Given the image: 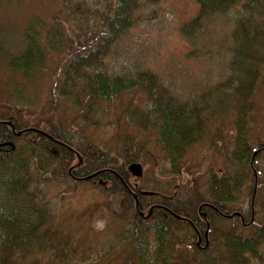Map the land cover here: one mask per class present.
Listing matches in <instances>:
<instances>
[{
	"label": "rangeland",
	"instance_id": "rangeland-1",
	"mask_svg": "<svg viewBox=\"0 0 264 264\" xmlns=\"http://www.w3.org/2000/svg\"><path fill=\"white\" fill-rule=\"evenodd\" d=\"M113 1L0 0V113L8 107L15 108L23 119V122L16 120V124H23L19 129H13L8 120L7 128L15 136L16 145L11 147L12 141H0V151L15 148L23 152L27 140L38 146L41 135L52 137V132L59 135L62 132L72 141L53 136L61 142L49 148L56 158L42 159L50 164L46 171L55 176L43 185L41 197L47 204L50 221L40 232V240L25 245L18 243L14 250L7 251L0 230L2 264H105L112 255L113 238L121 230L119 222H124L131 210L136 209L139 195L157 191L170 199L176 197L175 203L184 201L190 197L189 189H193L194 183L189 184L193 176L201 175L205 184L207 175L223 165L222 157L216 155L209 141L218 120L206 114L204 121L209 124L206 138L189 150L182 178L175 176L176 171L169 168L167 151L159 141L160 124L149 114L155 105L152 94L160 89L188 111L194 105L207 109L213 100L220 101L227 83L237 77L230 62L233 38L230 29L225 27L229 16L222 12L204 15L199 0H141L131 25L117 32L114 38L106 37L112 44L97 65H102L112 76L135 78L141 73L152 76L155 90L134 87L122 92L112 101L98 105L92 117L86 112L82 114L69 96L59 94L61 89L71 93L69 87L61 85L64 68L73 56L89 55L100 34H105L102 19L109 16ZM74 5L78 12L69 18V8ZM54 16L65 21L64 29L57 34H62L67 41L70 38L71 45L68 47L65 43L67 48L61 51L50 49L44 67L37 71L34 80L27 82L8 69L3 57L5 54L17 56L25 50L27 26L36 22L49 26ZM230 21L232 27L235 20ZM41 36L44 38V33ZM97 65L94 63L87 72ZM7 95L12 100H7ZM260 95L263 97L257 101L264 103V88ZM230 96L234 106L231 93ZM218 117L224 120L219 125L220 131L214 133L216 139L228 138L233 134V124L224 109ZM149 121L158 125L151 126ZM260 129L257 123L254 132ZM108 158L126 173L128 184L138 183L130 193L131 199L123 192L127 186L125 180L121 188L111 179L105 180V185L100 184V179L107 177L105 172L115 171ZM99 161L110 163L95 170ZM131 162L143 166L140 182L128 169ZM61 173L62 176H56ZM2 202L0 212L10 215L11 211ZM155 206L143 210L144 216L150 215ZM158 206L178 219H186L163 204ZM251 209L250 223L256 218L254 200ZM234 215L243 217L238 211L224 216ZM209 229L208 225L205 241L201 236L196 240L202 250L209 246ZM2 231L7 234L5 228ZM119 250L120 247L113 249L115 255Z\"/></svg>",
	"mask_w": 264,
	"mask_h": 264
},
{
	"label": "trees",
	"instance_id": "trees-1",
	"mask_svg": "<svg viewBox=\"0 0 264 264\" xmlns=\"http://www.w3.org/2000/svg\"><path fill=\"white\" fill-rule=\"evenodd\" d=\"M139 1L141 0H114L109 16H103L102 19L105 34L99 33V40L90 48L89 55L79 53L73 56L64 68L61 85L69 87L71 93L61 89L59 94L69 96L73 104L80 107L82 114L86 112L92 117L102 102L134 87L155 90L156 84L152 76L143 73L135 78L130 75L129 78L112 76L102 65H97L112 44L108 43L107 35L114 38L117 32L131 25ZM198 2L206 16L222 12L230 20H235L232 27L230 20L225 22V27L230 29L229 34L233 38L230 62L237 77L227 83L219 102L213 100L214 103L211 102L207 109L204 108L207 111L196 105L189 107L192 110L188 111L186 106L178 104L175 98L172 99L160 89L158 93L152 94L151 100L155 105L149 114L160 124L159 141L164 151H167L169 168L176 171L175 176L182 178V167L189 150L206 138L209 126L204 121L206 114L218 120L209 135V141L215 147L216 155L222 157L223 165L207 175L205 184H202L201 175L193 176L194 179L189 183H194L193 189H189L190 197L184 201L175 203L176 197L170 199L157 191L152 195H139V211L131 210L128 218L119 222L122 227L118 236L113 238L112 255L105 264H264V103L260 101L262 105L257 101V98L263 97L260 91L264 88V0ZM77 9L75 5L70 7L68 17L74 16ZM234 9L236 11L232 13ZM63 23L65 21L62 18L54 16L49 26H42L38 22L27 26L25 50L17 56L5 54L3 57L8 69L21 75L27 82L34 80L37 71L44 67L50 49L61 51L66 47L65 43L68 47L71 45L70 38L67 41L62 34H57L64 29ZM191 23L188 25H193ZM41 33H44V38ZM94 63L97 67L90 71L93 73L87 72ZM60 88L59 86L58 89ZM230 93L234 98V106ZM6 99L12 100V97L7 95ZM226 101H230V104ZM222 109L233 124V134L218 140L215 134L217 130L220 131L219 125L224 120L218 117ZM19 115L17 109L8 107L0 113V119H11L15 128L19 129L23 124H16L13 119L19 118L18 121L23 122ZM150 123L151 126L158 125ZM257 123H260L261 129L254 132ZM61 134L63 133H50L52 137L71 141L65 134ZM41 137L38 146L27 140L23 152L18 149L0 151V203L3 201L11 211L8 216L0 212L1 241L7 251L14 250L18 243L25 245L39 241L40 232L50 221L47 204L41 196L43 185L55 175L46 171L50 169V164L42 159L56 158L49 149L55 143L48 137ZM15 139L10 129L0 124V141L16 142ZM262 147L263 150L253 159V153ZM107 160L110 161L109 158ZM108 161H99L94 169L103 168L112 162ZM114 165L112 162V168L119 176L112 175V182L120 188L124 187L123 181L128 182L126 173ZM63 173L56 176H62ZM125 195L131 199L129 194ZM252 200L255 201L256 218L250 223ZM162 204L172 213L186 219H178L157 207ZM153 205L156 206L150 215L140 214V211ZM237 211L243 217L224 216ZM208 225L210 243L206 250H202L196 240L201 236L205 241ZM4 228L6 235L2 231ZM117 247L120 250L115 255L117 253L113 249Z\"/></svg>",
	"mask_w": 264,
	"mask_h": 264
},
{
	"label": "bare ground",
	"instance_id": "bare-ground-1",
	"mask_svg": "<svg viewBox=\"0 0 264 264\" xmlns=\"http://www.w3.org/2000/svg\"><path fill=\"white\" fill-rule=\"evenodd\" d=\"M109 101H112V99H110ZM15 112H17V111H15ZM13 119H15V120H20L19 118H15V117H13ZM8 120H11V119H5V120H2V119H0V124H4V125H6V126H8ZM10 126L11 127H13V129H15V124H14V122L11 120V124H10ZM46 137V136H45ZM53 143H55V144H57V143H61L60 142V139H57V138H54V137H48ZM42 139V138H41ZM40 139V140H41ZM14 145H16V142H14V141H12L11 142V147H13ZM10 147V148H11ZM15 150V148H12V151H14ZM132 163V162H131ZM130 163V164H131ZM129 164V165H130ZM140 164V163H139ZM128 165V166H129ZM141 165V164H140ZM142 166V165H141ZM142 168H143V166H142ZM106 174H107V177H106V179H104V178H102V179H100L101 181H100V184H107V181H105V180H108V179H111L112 180V175L113 176H115V177H118L119 175L117 174V172L116 171H111V173L109 174V173H107V172H105ZM88 180H91V178H88ZM137 180H138V182H140L141 181V176H139V177H137ZM129 182H127V186L126 187H124L125 189H124V193L126 194H129L130 195V193H131V191H132V189H134L135 187H136V184H138V183H136L135 185H133V186H131L130 184H128ZM124 186V185H123ZM154 193V192H153ZM147 195H149V194H147ZM136 207V210L137 211H139V207H138V205L137 206H135ZM143 212V210L142 211H140V214L142 215V216H144V214L142 213Z\"/></svg>",
	"mask_w": 264,
	"mask_h": 264
},
{
	"label": "water",
	"instance_id": "water-1",
	"mask_svg": "<svg viewBox=\"0 0 264 264\" xmlns=\"http://www.w3.org/2000/svg\"><path fill=\"white\" fill-rule=\"evenodd\" d=\"M260 152H261L260 149L257 150V151H255V153H254V155H253V159H254L255 156H256L258 153H260ZM128 169H129L130 172H132L133 175L138 176V177L141 176L142 173H143V168H142V166H141L139 163H132V164H130V165L128 166ZM144 194H146V193H144ZM136 197H137V196H136Z\"/></svg>",
	"mask_w": 264,
	"mask_h": 264
}]
</instances>
